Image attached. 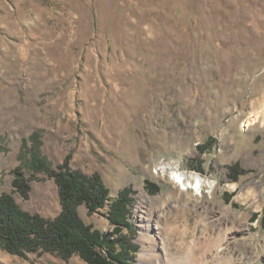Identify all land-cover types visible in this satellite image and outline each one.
I'll list each match as a JSON object with an SVG mask.
<instances>
[{"label": "rangeland", "instance_id": "374dc122", "mask_svg": "<svg viewBox=\"0 0 264 264\" xmlns=\"http://www.w3.org/2000/svg\"><path fill=\"white\" fill-rule=\"evenodd\" d=\"M33 132L108 186L87 224L119 236L111 203L132 197L130 264L153 237L163 264H264V0H0V194ZM174 169L207 182L181 191ZM25 172L19 204L59 215L55 179ZM0 264L88 263L0 247Z\"/></svg>", "mask_w": 264, "mask_h": 264}, {"label": "trees", "instance_id": "16d2710c", "mask_svg": "<svg viewBox=\"0 0 264 264\" xmlns=\"http://www.w3.org/2000/svg\"><path fill=\"white\" fill-rule=\"evenodd\" d=\"M42 145L39 132L23 139L19 154L21 165L13 170L14 192L0 194V247L23 258H28L30 253L50 252L65 260L79 255L88 264H130L134 261V252L139 247L133 241L136 233L127 218L132 197L125 191L116 202L111 203L109 219L116 225L119 236L112 238L87 224L80 214V206L85 205L89 214L105 208L110 201L108 186L98 173L87 175L72 169L69 157L54 167L43 153ZM199 149L203 150L204 145H200ZM25 167L55 179L62 208L56 217L32 213L17 201L14 193L26 199L33 189ZM154 184L148 182L152 193L159 190ZM120 226L127 227L128 234H122Z\"/></svg>", "mask_w": 264, "mask_h": 264}, {"label": "bare ground", "instance_id": "6f19581e", "mask_svg": "<svg viewBox=\"0 0 264 264\" xmlns=\"http://www.w3.org/2000/svg\"><path fill=\"white\" fill-rule=\"evenodd\" d=\"M167 168H168V166L161 167L160 170L158 171L159 174H163L164 171L167 170ZM172 173L175 175L174 178H175V180L178 181V183H179L178 185H179L181 191H188V189L190 187H193V186H195L198 189H201V187L203 186V184H205L207 182V180L204 179L203 176H201L200 174H189V173L182 172L180 170H175V169L171 171V174ZM229 212H231V211H229V208H228L227 211L226 210H223L222 211V214L226 213L225 215L227 216V214ZM226 216L225 217L222 216L223 219H222L221 216H218V217L216 216L218 221L215 224L219 225L220 228L222 227L221 230L219 231V233L217 234V236H215L216 238H218L219 236H223V234H224V232H223L224 229L223 228L229 226V223H228L229 222L228 221L229 219L227 220L228 217H226ZM151 240L150 239L149 240L148 239L142 240L143 243L146 244L147 247L140 252L139 257L137 259L138 260L137 261V264H163V262L161 261V258L159 257V255L158 254H155L154 253L155 251L152 252L149 249V248H152L153 249L154 246L157 245V242H156V240H154V237ZM177 262L178 261L176 260L175 263H170V264H177ZM167 263H169V262L167 261Z\"/></svg>", "mask_w": 264, "mask_h": 264}]
</instances>
